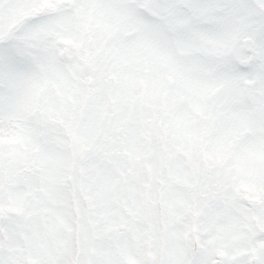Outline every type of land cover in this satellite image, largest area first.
<instances>
[{"label":"snow or ice","instance_id":"1","mask_svg":"<svg viewBox=\"0 0 264 264\" xmlns=\"http://www.w3.org/2000/svg\"><path fill=\"white\" fill-rule=\"evenodd\" d=\"M0 264H264V0H0Z\"/></svg>","mask_w":264,"mask_h":264}]
</instances>
